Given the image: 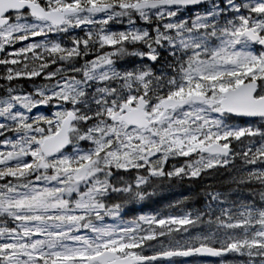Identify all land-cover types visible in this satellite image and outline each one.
<instances>
[{
	"label": "snow or ice",
	"instance_id": "obj_1",
	"mask_svg": "<svg viewBox=\"0 0 264 264\" xmlns=\"http://www.w3.org/2000/svg\"><path fill=\"white\" fill-rule=\"evenodd\" d=\"M0 264H264V0H0Z\"/></svg>",
	"mask_w": 264,
	"mask_h": 264
},
{
	"label": "trees",
	"instance_id": "obj_2",
	"mask_svg": "<svg viewBox=\"0 0 264 264\" xmlns=\"http://www.w3.org/2000/svg\"><path fill=\"white\" fill-rule=\"evenodd\" d=\"M189 191L190 189L186 182L183 185L176 184V186L173 188H165V190L159 192L158 195L153 198V200L157 201L158 203L146 201L144 202L142 211L143 213H151L154 209L159 210L160 208H164L169 202L178 199L181 195H187ZM136 207L140 208L141 206L137 205Z\"/></svg>",
	"mask_w": 264,
	"mask_h": 264
},
{
	"label": "rangeland",
	"instance_id": "obj_3",
	"mask_svg": "<svg viewBox=\"0 0 264 264\" xmlns=\"http://www.w3.org/2000/svg\"><path fill=\"white\" fill-rule=\"evenodd\" d=\"M121 26L120 25H112V28H113V30H116V29H119Z\"/></svg>",
	"mask_w": 264,
	"mask_h": 264
}]
</instances>
